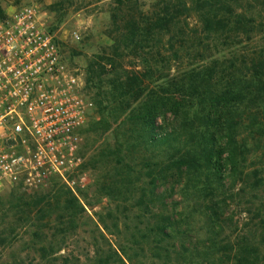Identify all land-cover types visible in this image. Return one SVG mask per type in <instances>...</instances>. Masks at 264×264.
<instances>
[{"label": "rangeland", "instance_id": "obj_1", "mask_svg": "<svg viewBox=\"0 0 264 264\" xmlns=\"http://www.w3.org/2000/svg\"><path fill=\"white\" fill-rule=\"evenodd\" d=\"M168 2L177 21L161 30L156 22ZM212 2L231 8L217 6L219 19L233 22L236 13L245 17V26L237 30L226 22L225 28L206 31L202 6L195 0H0V20L26 6L42 12L65 61L84 74L94 105L83 136L82 164L70 176L77 197L58 178L31 192L18 185L0 189V264H93L108 256L115 264H121L119 257L130 264L123 250L134 264H264L259 212L264 211V187L253 183L264 179V142L257 134L239 130L248 146L244 170L250 180L247 187L244 179L231 191L229 170L223 169V195L215 184L213 191L210 184L206 188L207 175L213 176L207 166L199 172L193 165L181 172L173 168L194 146L153 148L130 132L135 131L130 115L157 99L153 106L160 108L166 101L184 105L192 121L183 110H162L155 123L159 138H201L204 128L193 120L201 114L192 108L186 76L199 83L208 79L201 86L214 85V93L223 91L231 78L242 80L236 87L241 91L256 74L264 77V0ZM135 79L140 89L127 95L114 85ZM219 131L217 144L224 150L226 140ZM167 165H172L170 171ZM150 171L158 179L153 195ZM71 195L80 210L75 219H62V201ZM212 205L220 206L214 223L209 221ZM162 226L168 237L159 235Z\"/></svg>", "mask_w": 264, "mask_h": 264}, {"label": "built area", "instance_id": "obj_2", "mask_svg": "<svg viewBox=\"0 0 264 264\" xmlns=\"http://www.w3.org/2000/svg\"><path fill=\"white\" fill-rule=\"evenodd\" d=\"M93 109L84 74L65 61L37 7L0 20V189L31 192L58 178L77 197L70 176Z\"/></svg>", "mask_w": 264, "mask_h": 264}, {"label": "trees", "instance_id": "obj_3", "mask_svg": "<svg viewBox=\"0 0 264 264\" xmlns=\"http://www.w3.org/2000/svg\"><path fill=\"white\" fill-rule=\"evenodd\" d=\"M171 1V0H170ZM121 4V2H120ZM195 4L197 6H202V10L200 14L203 22L204 29L206 31L212 32L215 28H225L227 24L225 19H219L217 16V6L218 8L221 6H227V9L231 11V8L226 5V3L217 4V2H212V0H195ZM186 6V5H185ZM165 9L163 12V17H161L156 25L161 30H167L169 27L177 21V15H174L172 11H170L169 2L165 4ZM231 14V13H230ZM234 14V13H233ZM3 16V15H2ZM235 21H229L228 27H233L238 30V26L244 25L245 17L239 14H236L232 17ZM114 20L117 22L119 20L118 14L114 15ZM178 58V53L175 54ZM212 78V77H211ZM137 79L133 81V83L122 84L118 81L114 82L116 88H120L123 95H127L131 90L140 89V85L137 83ZM186 81L190 82L189 91H193L192 95V108L196 110V113L201 115H196L193 119L194 123H200L204 128V136L198 138L196 135L188 134L184 136H178L177 134H168L163 138H159L156 134V120L160 118L161 111L167 110H178V114H181L183 110L185 112L182 113L186 118H189V110L184 109V105L177 104L172 105L169 101L161 102L162 107L153 106L157 102V99H149L148 103L145 105H140L137 107L136 111H134L133 115L129 117V122L132 126H135V131H130L131 133H137V140H141L145 145H151V147L155 148L157 145H168L171 149H173V145H183L186 149L188 146L192 147L186 154L181 158L180 161H175L172 163L173 168L177 169L178 172L183 171L184 168H188L190 165H193V169L197 172L201 171L204 166L213 173V176L207 175V183L206 188L208 189V184H210L211 191L214 190L213 185L215 184L217 187L215 190L222 191L223 195L226 189V183L224 180L221 181L222 170L228 169L229 175V189L231 191L236 190L237 186L243 184L245 180V186L249 184L250 176L245 173V154L248 152V146L246 143L241 142V137L238 135L239 130L246 128L252 134H257L259 137V141L264 142V77L262 75L256 74V76L252 77L248 87L244 88L241 91L236 89L237 84L242 82V80H235L231 78L228 81L227 87L221 92L214 93L212 88L214 85L208 84L206 87H202L203 82H209L208 79H205L202 82H198V79H194L193 76H186ZM100 90V89H99ZM244 90H248V95L244 94ZM250 98V100H248ZM245 100L248 101L246 107L244 106ZM161 101V100H158ZM242 108H245L242 111ZM192 122V121H191ZM191 126L193 124L191 123ZM221 130V139L226 140L225 149L221 150L220 144H217L216 132H220ZM215 130V134H212L211 131ZM85 132V130H84ZM83 132V134H84ZM142 133V134H141ZM143 135V136H142ZM142 136V137H141ZM182 140V142H181ZM176 150V149H175ZM172 165H167V171H170ZM150 177L152 178L151 186L152 191L151 195H153L157 189L156 185L158 182L157 177H154L153 172L150 171ZM259 173L256 172L253 176H259ZM215 179V180H214ZM255 187H264V179H256L253 182ZM63 202V216L70 217V219H75V210L79 209L78 201L75 196L71 195V197H66ZM216 208H220V206L212 205L211 216H209V221L214 223L219 220L220 213ZM262 215V225L264 226V211H259ZM167 227L162 226L161 229H158L159 235H165L168 237ZM171 237V235H170ZM169 237V238H170ZM130 264L131 263L127 253L123 250L121 251ZM112 255V254H111ZM117 255V253H115ZM118 256V255H117ZM257 261L258 259L255 258ZM218 262H207V263H186V264H228L223 263L221 260H217ZM119 262L121 264H127L124 260L119 257ZM244 262H247L245 259ZM93 264H115L112 257L108 256L106 258L100 257L99 259H95ZM251 264V263H247Z\"/></svg>", "mask_w": 264, "mask_h": 264}]
</instances>
